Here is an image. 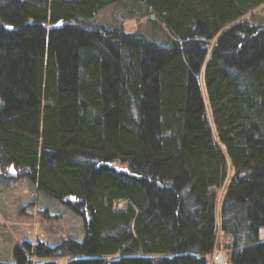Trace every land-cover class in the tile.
I'll return each mask as SVG.
<instances>
[{"label": "trees", "instance_id": "obj_1", "mask_svg": "<svg viewBox=\"0 0 264 264\" xmlns=\"http://www.w3.org/2000/svg\"><path fill=\"white\" fill-rule=\"evenodd\" d=\"M263 4L0 0V174L84 222L0 264H264ZM109 6L158 41L94 24Z\"/></svg>", "mask_w": 264, "mask_h": 264}, {"label": "rangeland", "instance_id": "obj_2", "mask_svg": "<svg viewBox=\"0 0 264 264\" xmlns=\"http://www.w3.org/2000/svg\"><path fill=\"white\" fill-rule=\"evenodd\" d=\"M244 19L251 24L264 25V4L246 14ZM117 21L128 33H138L155 42L159 39L148 18L124 20L116 6L101 10L93 19L94 24L106 27L117 24ZM156 27L159 34L166 33L163 26ZM5 173L0 174V261L13 263L14 249L22 246L24 242H43L55 246L66 238L77 241L83 239L82 218L61 202L37 191L29 179L11 177L14 173L10 171ZM218 193L220 204L224 188ZM258 237L264 241V228L259 230ZM229 242V237L218 234L219 245ZM215 255H218V260H214ZM212 258L213 264H229L227 251L224 249H217ZM66 261L67 259H62L60 264H65ZM209 263L211 264V261Z\"/></svg>", "mask_w": 264, "mask_h": 264}, {"label": "built area", "instance_id": "obj_3", "mask_svg": "<svg viewBox=\"0 0 264 264\" xmlns=\"http://www.w3.org/2000/svg\"><path fill=\"white\" fill-rule=\"evenodd\" d=\"M219 258H218V255H215L214 256V260H218Z\"/></svg>", "mask_w": 264, "mask_h": 264}]
</instances>
